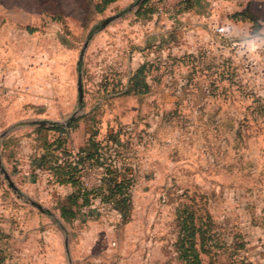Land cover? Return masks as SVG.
I'll use <instances>...</instances> for the list:
<instances>
[{"label":"rangeland","instance_id":"obj_1","mask_svg":"<svg viewBox=\"0 0 264 264\" xmlns=\"http://www.w3.org/2000/svg\"><path fill=\"white\" fill-rule=\"evenodd\" d=\"M101 1L0 0L33 33L35 65L67 58L65 82L46 73V114L34 119L46 121V157L71 155L49 151L70 138L99 142L102 158L75 181L101 189L57 230L66 264H189L192 246L202 264H264V0H207L194 23L139 41L130 31L157 0ZM19 193L0 172L4 264H46V210L57 209Z\"/></svg>","mask_w":264,"mask_h":264},{"label":"crops","instance_id":"obj_2","mask_svg":"<svg viewBox=\"0 0 264 264\" xmlns=\"http://www.w3.org/2000/svg\"><path fill=\"white\" fill-rule=\"evenodd\" d=\"M173 1L175 0H171ZM206 1L189 0L192 7L171 20H163L164 28L167 29L170 25H184L186 22L194 23L196 18L203 17ZM4 18L8 22L2 23ZM16 22L17 19L12 12L0 11V129L7 130L2 142L1 156L4 155L6 163L15 167L12 178L19 188L18 191L40 197L47 209L49 205H55L57 209L55 212L46 210V264H66V256H68L64 244L66 237L64 236L61 252L59 233H57V230L62 231L66 225L60 217L59 206L75 188L70 184L56 182L53 174L48 170L46 125H37L34 122L39 120L34 119L46 114V73L49 83L63 78L65 82L67 79L64 74L68 69L66 67L68 62L66 56L59 54L46 64L44 54L40 59L42 63L35 65L34 35L27 27L17 26ZM182 25L178 31L182 29ZM153 28L159 27L154 24L150 16L149 20L140 21L136 27L137 31H130L129 35L132 40L139 41L141 32L148 35L157 33V30L150 32ZM52 71L63 77L52 79L50 77ZM84 144V140L76 142L73 138L68 139L63 148L68 152L73 151L74 154H67L63 159L59 158L58 164L67 160L75 165L82 160L86 166H91L90 158L83 157L78 151ZM77 151L79 156L75 154ZM55 155L60 157L58 153ZM85 172L86 170L83 174ZM49 213H52L54 218L49 216Z\"/></svg>","mask_w":264,"mask_h":264},{"label":"trees","instance_id":"obj_3","mask_svg":"<svg viewBox=\"0 0 264 264\" xmlns=\"http://www.w3.org/2000/svg\"><path fill=\"white\" fill-rule=\"evenodd\" d=\"M113 1L115 0H102L101 1L102 6H107L109 3ZM158 1L159 0H157V2ZM183 5H185V7L182 9V12H185L192 7L189 0H185ZM155 7L156 6L153 7V10L150 9L148 12L145 11L144 14L146 13V14L151 15L154 12ZM63 145L64 144L61 145V142L57 143L55 149L49 150V151L51 152V151L60 149L63 147ZM98 145H99V142L95 141L93 138H89L85 142L84 146H82L79 149V152H85L89 150L93 151L92 152L93 156L90 159L91 161L90 165L91 164L95 165L96 163H98V161H100L99 159L102 158V155L98 152V148H99ZM58 159L59 158L56 155L51 154L50 157H46V164H48V170L53 174L56 182L60 184H70L75 188L74 192L72 194L67 195L65 198V201L61 204V206H59L60 217L62 218L64 222H68L70 220H74V218L76 217L78 208H80L82 205L90 204V201L87 199V195L91 193L99 192L102 184L100 181V184L97 188L83 189L82 186L80 185V182H76L75 180L79 179L81 175L83 174L82 170L86 168L85 163L81 160L80 162H77L75 165H72L70 162L65 160L61 164H57ZM106 172H108L107 169H106ZM117 191L119 192V189H117ZM193 235L194 233L192 232L191 236ZM187 257L189 258V261H188L189 264H202L201 258L199 256V252L197 251L196 248H193V246L191 247L190 254ZM4 261H5L4 255L2 254V251L0 250V264H3ZM246 264H252V263L247 262Z\"/></svg>","mask_w":264,"mask_h":264},{"label":"water","instance_id":"obj_4","mask_svg":"<svg viewBox=\"0 0 264 264\" xmlns=\"http://www.w3.org/2000/svg\"><path fill=\"white\" fill-rule=\"evenodd\" d=\"M142 1V0H138L137 1V4ZM117 16H113V17H109V18H106L103 22H102V27H105L109 22L113 21L114 19H116ZM88 45V41L86 40L81 51H80V54H79V58H78V63L82 60V57L84 55V51L86 49ZM76 86H77V93H78V102L79 103H82V100H83V87H82V76L81 74H77V80H76ZM35 124L37 125H46V121H37V122H34ZM7 134V131L6 132H3L2 134H0V138H3L4 136H6ZM1 158H0V172L3 174L4 176V179L6 180L9 188L12 190V192L14 194H16V196L18 198H20V193L18 191V188L16 187V185L14 184V182L12 181L10 175L6 172V170L1 166ZM30 204L32 206H34L35 208H37L40 212H44L43 208L41 207L40 204L34 202V201H29ZM65 248H66V252L68 254V250H67V246H68V242H67V238L65 239Z\"/></svg>","mask_w":264,"mask_h":264},{"label":"built area","instance_id":"obj_5","mask_svg":"<svg viewBox=\"0 0 264 264\" xmlns=\"http://www.w3.org/2000/svg\"><path fill=\"white\" fill-rule=\"evenodd\" d=\"M184 2L185 0H175L173 2H171V0H159L155 7L154 12L150 15L154 21V24H156V26L159 28H163L164 27L162 23L163 20L165 19L171 20L175 16H177V13L179 12ZM85 189H91V188L85 187Z\"/></svg>","mask_w":264,"mask_h":264}]
</instances>
